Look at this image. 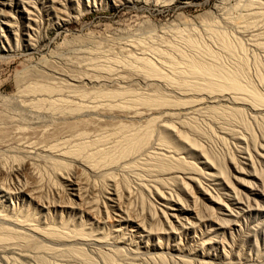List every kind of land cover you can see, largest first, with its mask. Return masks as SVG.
Returning a JSON list of instances; mask_svg holds the SVG:
<instances>
[{
	"label": "rangeland",
	"instance_id": "1",
	"mask_svg": "<svg viewBox=\"0 0 264 264\" xmlns=\"http://www.w3.org/2000/svg\"><path fill=\"white\" fill-rule=\"evenodd\" d=\"M0 2V113L30 127L24 90L47 82L92 94V120L131 112L109 137L45 143L43 118L20 141L45 151L0 146V210L51 232L0 264H264V0ZM92 136L98 157L69 153Z\"/></svg>",
	"mask_w": 264,
	"mask_h": 264
},
{
	"label": "bare ground",
	"instance_id": "2",
	"mask_svg": "<svg viewBox=\"0 0 264 264\" xmlns=\"http://www.w3.org/2000/svg\"><path fill=\"white\" fill-rule=\"evenodd\" d=\"M0 3H2V2H0ZM8 26H10V25L8 24ZM4 36H5L4 34H2V35L0 34V39L3 38ZM47 83H45V84L42 83L44 85H42V84L41 85L40 84H35V85H31V86L27 87L24 90V92L27 93V95L29 96V98L25 99L21 103L22 104V107L24 106L23 108H25V106H27V107L32 108V111L33 110L35 111V114H34L31 110H29V112L31 111L33 113V115H32L31 112L29 113L28 110H27V117L29 115H32L33 116L32 121H31L32 123H30L31 124L30 127L27 124L28 122H26L27 119L25 120L24 123L21 122L22 124H24V125H21V126L22 127L24 126V128L29 129L28 132L31 135H35V136L40 137L39 134H41V133L38 132V127H39V124L41 123V121L43 120V118H49V121L51 119L52 120L51 121L52 124H53V120L55 119L54 120V123L55 124H53L54 127L52 129H50V128L47 129L48 131H46L45 133H43V135L41 134L42 137H43V138H41L42 142H45V143H48L49 142L50 143L52 141V143H53L57 139H59L58 137H60V135L63 134V133H66V134L67 133H70V136L72 134L73 137H75L77 134H79V136H81L83 134V136H85L84 138H86V136L89 137L93 133L98 134V132H100V131L102 132L104 129H105V132L108 129H109V131H111L110 133H109V131H107L108 132V137H109V134L111 135L112 132L116 131L115 128L117 127V124L111 123L110 120H108V121L105 120L106 121L105 122V121L102 120V118H105L106 119L108 117V119H110V118H112V115H114L117 118H119V117H127L128 118L131 115V112L130 113L129 112L127 113V111H123L121 107H120L121 109H115L114 110V107L115 106H112V102H111V104L108 103L109 105L106 104V106H108V107H105L104 104L103 105L101 104L100 107L103 110L101 109L102 111L99 114L98 113L96 114V117L97 118L94 117L95 119L92 120V119L87 118V117H93V115L95 114V112H93V115H92V113H90V111H92L93 109H96V108L99 109V106L97 104H95V102H97V101H95V102L93 101L94 103L90 101V99H93V95L92 94H86L87 91H84V90L83 91H80V92H75L72 89V87H69L68 86V88L71 89L70 91L68 90V92H70L73 95H71V94H68L67 95V94H64L65 92L63 93V90H65V91L67 90L66 89L67 86H65V88L61 89L62 86H61V88H58L60 86L57 85L58 86L57 87V86H55L56 84L55 85L54 84L46 85ZM80 87H83V86H80ZM60 89L62 91H60ZM78 89H81V88H78ZM68 92L66 91V93H68ZM111 92H113V91H110V93H108V94L106 92L105 94L108 95V96H110L111 95ZM117 92L118 91H115V94ZM122 93H123V91H122ZM122 93L120 94V92H119L117 94L118 97H116V95H115V98H119V95H122ZM112 94H113V97H114V92ZM91 95H92V97H91ZM104 95H102V96L104 97ZM106 95H105V97H106ZM74 100L79 101V103H77L76 105L72 104L71 102H73ZM107 100H106V102H107ZM110 105L113 108L109 107ZM119 105L120 104H118V106ZM5 108H8V107H5ZM42 108L44 109V111L46 110L45 108H47L48 111L51 110V112H49L50 114L47 111H45V113L47 112V114H44V113L42 114V112H40V111L43 110ZM76 108H79V110H75ZM36 110H39V112H37ZM10 112L11 111L9 110L8 111V114H6L7 112L4 114V111H2L0 113V146H3V147L6 146L7 147V145H9V147H11L10 145H13V146L16 145L17 148L20 151L21 150H22V152L25 151V153H31V151L32 150H35V149H42V150L45 151L46 147H48L49 144H47V145L45 144V145H42V146H40V144H39V146H40L39 147L38 144H36L35 142H21L20 141V140H22L21 137H20L21 136L20 134H22L23 131H25L24 128H21L20 123L18 122V121H20L22 119V117H20L21 115L20 116L17 115V117H20V119L17 118V117L14 119V120L19 119V120L16 121L19 124H16V122L12 121L13 116H12V118H10L11 115H12V113H11V115L9 114ZM24 112H26V110ZM78 112H86V114H83L82 116H80V115L77 116V114H80ZM28 113H29V115H28ZM25 115H26V113H25ZM55 115H56V117H55ZM99 115L101 116V118H98ZM132 116H133V113H132ZM14 117H15V114H14ZM84 117H86V118H84ZM56 119H59L60 122L59 121L56 122ZM22 121H24V119H22ZM46 121H47V119H46ZM91 122L93 123V125L90 124ZM25 124H27V126ZM36 124H37V126H34ZM49 124H51V123H49ZM58 124H61L62 127H60V125H59V127H57ZM81 125H83V126L86 125V126H84L85 129H83V131H82L83 126L81 128L80 127ZM87 125L92 126V127H89ZM115 125H116V127H115ZM112 126L115 127V128H113ZM77 127L79 128L78 130H77ZM86 127H88V128H86ZM89 128H91L90 129L92 131L91 133H90V130L89 131L88 130L87 131H84V130L89 129ZM75 130L78 133H76ZM79 130L82 131V132H80ZM75 133H76V135H74ZM103 133H104V131H103ZM100 134H102V133H99V135ZM99 135H97V136H99ZM104 136L106 137V135H103V136L101 135L99 137H102L103 139L109 141L107 138H104ZM78 137H75V138H77V140H78V139H80ZM99 137H97V139H96V136L94 138L92 136V140H90L91 137H90V139L88 138L90 141H88V139H87L88 142H86V140L83 141L84 140L83 139V140H81V143L77 142L79 144L72 145L73 150H71L72 149L71 147H70L71 149L69 148L71 150V152L69 151V149H68V151L72 155L82 156V154H84V152L86 150L88 152L90 149L94 148L93 149L94 152L92 151L91 153L94 154L95 153V150H96V154H94V155H97L99 153V151H101L102 146L104 147V145L106 144V142L101 143V144H103V145L100 146L101 148L99 146H97L98 144H100V141L101 142L103 141V139H99ZM74 139H73V141H74ZM70 141L72 142V140H70ZM42 142H40V143L43 144ZM66 142L67 141L63 142V145H65V144H67V145L69 144L70 145L71 144V142L70 143H68V142L66 143ZM96 146L98 147V149H97ZM74 147H76V148H74ZM95 147H96V149H95ZM104 148H106V147H104ZM85 154H86V152H85ZM85 154L83 155L84 157H85ZM88 154H86L87 160H88V157L89 156L92 159L94 155L93 154H90L88 156ZM91 155H93V156L91 157ZM97 157H98V155H97ZM99 157L102 158L101 153L99 154ZM19 160H20V157H19ZM24 170L28 174H32V176H34V172H35L34 163H32V162H30V163L25 162L23 164V168H22V165H19L18 166V169L16 171L17 172L20 171L19 173H21V171L24 172ZM8 173H9V171L7 172L4 167H1L0 168V179H1L2 176H3L2 179L5 178V175H8ZM5 180H6V178H5ZM4 181H1L0 180V194L2 196V197L0 196L1 198H7V196L9 197L8 194L12 191V190H10L11 188H8V184L6 182H4ZM5 184H7V186ZM21 190L24 193V195L28 196L30 199H35L36 198V195L34 193L35 191L33 190V188H31L29 186V184L22 183L21 184ZM11 195L12 196L14 195L13 192L11 193ZM34 195H35V198H34ZM9 198H12V197H9ZM13 200H14V198H13ZM1 202H3V201H1ZM1 204H3V203H1ZM1 204H0V206H1ZM13 207H14V204H13ZM5 208H4V210H0V257L2 259H4L6 262H8L7 259H6L8 257L5 254L15 253L16 251H15L14 248L20 247L21 244H22V243H19L20 241L24 240L23 241L24 243L26 241L27 242L28 241H33L34 242V241H37L39 238L43 239L41 237V235L43 233L51 234V232L48 231L49 228L47 229V228H45L43 226L41 227L38 224L35 225L33 223L32 219L29 220V218H31V217H29L28 215H27L28 218H26V214L24 215L25 217H23L22 214L25 213V212H23L22 214H19L18 212L15 211L18 214H13L14 212L12 210H11L12 213H10L11 211H9V212L7 211L6 212L5 211ZM43 240L46 241V242H50V241H47V239H45V238ZM40 241H42V240L39 239V242L37 241V243H42L43 242V241L42 242H40ZM29 243H32V242H29ZM34 243H36V242H34ZM21 247H23V245Z\"/></svg>",
	"mask_w": 264,
	"mask_h": 264
}]
</instances>
